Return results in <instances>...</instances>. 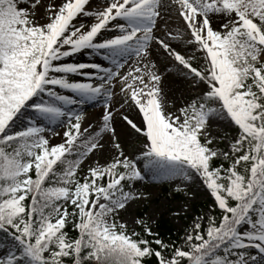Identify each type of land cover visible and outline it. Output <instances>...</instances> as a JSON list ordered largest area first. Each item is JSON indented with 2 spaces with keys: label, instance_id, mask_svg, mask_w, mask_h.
<instances>
[{
  "label": "snow or ice",
  "instance_id": "1",
  "mask_svg": "<svg viewBox=\"0 0 264 264\" xmlns=\"http://www.w3.org/2000/svg\"><path fill=\"white\" fill-rule=\"evenodd\" d=\"M0 264H264V0H0Z\"/></svg>",
  "mask_w": 264,
  "mask_h": 264
},
{
  "label": "rangeland",
  "instance_id": "2",
  "mask_svg": "<svg viewBox=\"0 0 264 264\" xmlns=\"http://www.w3.org/2000/svg\"><path fill=\"white\" fill-rule=\"evenodd\" d=\"M169 84H173L175 89L178 85L175 82L170 81ZM88 113L90 115H94L99 111V108L88 107ZM165 186L163 187L162 185ZM145 189L150 193V198L148 202L139 204L134 206V211L137 214H142L143 208L146 206L147 211L150 215L155 213L159 216L166 215V217L171 221V223L175 226L176 230H182L180 228L181 225L187 224L190 222L192 216L191 214L185 218L183 216L180 217V223L177 224L175 218L169 217V212L174 208L180 205V203L185 199L181 194H177L172 192L171 187L168 183H159V182H149L144 185ZM162 187V188H161ZM165 191H171V195H167ZM208 203V198L203 192H198L196 194L195 199L191 201L192 212H198V207L200 204H203L202 207H205ZM132 213H129L131 216Z\"/></svg>",
  "mask_w": 264,
  "mask_h": 264
},
{
  "label": "trees",
  "instance_id": "3",
  "mask_svg": "<svg viewBox=\"0 0 264 264\" xmlns=\"http://www.w3.org/2000/svg\"><path fill=\"white\" fill-rule=\"evenodd\" d=\"M163 187L165 186L162 185ZM162 188V187H161ZM165 193L167 195H170L172 194L171 191H165ZM203 204H200L199 207H198V210H200L202 208ZM147 211V207L145 206L143 208V212H146ZM159 223L161 224L162 226V234L165 236V238H167L168 236V233L171 232L172 235H173V238H175L176 234H177V230L175 228V226L171 223V221L166 217V215H162L160 218H159Z\"/></svg>",
  "mask_w": 264,
  "mask_h": 264
},
{
  "label": "bare ground",
  "instance_id": "4",
  "mask_svg": "<svg viewBox=\"0 0 264 264\" xmlns=\"http://www.w3.org/2000/svg\"><path fill=\"white\" fill-rule=\"evenodd\" d=\"M169 87H172V88H174V85H173V84H169Z\"/></svg>",
  "mask_w": 264,
  "mask_h": 264
}]
</instances>
